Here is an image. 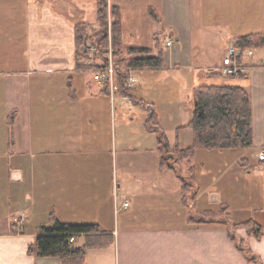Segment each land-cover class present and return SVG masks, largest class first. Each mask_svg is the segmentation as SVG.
Segmentation results:
<instances>
[{
	"label": "crops",
	"instance_id": "0c3cea01",
	"mask_svg": "<svg viewBox=\"0 0 264 264\" xmlns=\"http://www.w3.org/2000/svg\"><path fill=\"white\" fill-rule=\"evenodd\" d=\"M86 1L0 0V264H61L28 253L53 219L112 235V245L86 250L85 264H249L222 223L191 220L221 207L233 222L263 227L258 240L242 228L235 235L264 264V47L243 58L240 76L213 75L235 39L264 34V0H108L120 16L121 57L128 48L162 53V67L135 78L179 71L193 90L230 85L249 97L252 145L197 150L189 205L170 150L192 142L166 140L161 151L139 82L133 105H113L93 73L76 68L74 26L97 28ZM83 245L75 237L73 247Z\"/></svg>",
	"mask_w": 264,
	"mask_h": 264
},
{
	"label": "trees",
	"instance_id": "16d2710c",
	"mask_svg": "<svg viewBox=\"0 0 264 264\" xmlns=\"http://www.w3.org/2000/svg\"><path fill=\"white\" fill-rule=\"evenodd\" d=\"M95 4L97 28L93 29L88 23H79L74 26L76 68L84 69V71L91 68L83 66L82 63L86 56L83 48L85 40L92 38L99 53L100 64H107L106 56L109 52L111 53L113 65L120 70L116 77L119 92L132 99L133 89L125 84L128 75L125 72L126 69L160 68L163 65L162 53L153 54L148 48H128L121 57L123 47L119 12L117 8L108 5V0H95ZM108 7L110 20L107 19ZM108 20L110 21V34H108ZM233 47L239 50L264 47V34L238 37L233 41ZM213 75L220 76V73ZM185 129L192 132V145L175 149V157L170 159V164H175L177 168L176 172L181 179L183 199L189 205L192 195L195 194L192 191L194 170L191 159L197 150H225L246 148L252 145L251 108L247 92L242 87L230 85L196 87L192 94L191 119ZM159 143L161 151L165 152L168 146L162 135L159 137ZM182 163L187 169L185 175L178 170L181 169ZM163 164H166L164 158ZM212 219L222 223L228 230L245 228L247 234L255 239H260L263 234L262 226L252 220L231 221L225 207H221L217 212L207 211L201 217L191 218L197 224L207 223ZM80 235L84 236V245L80 249L74 248L71 239ZM233 239L235 240V237ZM113 242L112 235L99 234L98 228L94 225L64 224L53 219L49 227L40 229L34 243L28 247V253L41 258H57L61 264H85L87 249H102L112 245ZM236 247L243 253L249 264H261L255 254L246 247H242L237 241Z\"/></svg>",
	"mask_w": 264,
	"mask_h": 264
},
{
	"label": "rangeland",
	"instance_id": "374dc122",
	"mask_svg": "<svg viewBox=\"0 0 264 264\" xmlns=\"http://www.w3.org/2000/svg\"><path fill=\"white\" fill-rule=\"evenodd\" d=\"M84 5L86 18L92 16L91 19H93L96 11L95 1L88 0ZM108 17L109 16L107 15V19H109ZM149 30L150 29L148 28L144 32V45L147 43L146 36ZM160 43H162V40H160ZM136 79V84L137 82L140 83L139 91L141 92L144 101L153 104L152 109L154 117L151 124L155 128L157 125L161 128L160 135L173 144L176 142L179 143V146H187L190 142H193L192 133L183 129V126L188 124L192 115L193 84L190 77L188 75L185 76L184 73H180L179 71L150 70L137 72ZM129 105L133 104L131 103ZM202 150L204 151L205 149ZM170 151L174 152L172 149ZM180 167L183 173H187L186 166L180 165ZM219 173L222 174L221 170L218 171V174ZM224 176L223 173L220 178L223 184L227 178ZM204 178L208 179L209 177L206 175ZM229 230L233 232V236L236 239L235 241L239 242L242 247H246L251 253L255 254L260 259V256L254 253L248 244H245L242 239L240 240L238 236L235 235V230Z\"/></svg>",
	"mask_w": 264,
	"mask_h": 264
},
{
	"label": "built area",
	"instance_id": "2783aa9c",
	"mask_svg": "<svg viewBox=\"0 0 264 264\" xmlns=\"http://www.w3.org/2000/svg\"><path fill=\"white\" fill-rule=\"evenodd\" d=\"M107 11L108 16L110 17L109 7ZM108 34H110V22L108 24ZM172 44V39H166L165 46L170 47ZM83 48L86 56L82 65L85 67H91L86 70L93 73L94 80L97 81L109 95L111 103L115 105L118 100H121L123 103L131 104V99L127 95L121 94L119 92V86L117 84L116 77L120 70H118L113 65L111 53L109 52L106 56L108 63L102 65L100 62H98L99 53L92 38L85 40ZM252 55L253 51L251 49L239 50L233 46H230L226 55L222 59V63L218 69V72L224 77H237L242 74L245 69V65L242 63L243 58H250ZM125 72L128 74L125 84L128 88L133 89L136 85L135 70L129 68L126 69ZM257 160L264 163V150L258 152ZM124 206H127V204H124ZM73 240L74 238L71 239V241Z\"/></svg>",
	"mask_w": 264,
	"mask_h": 264
}]
</instances>
